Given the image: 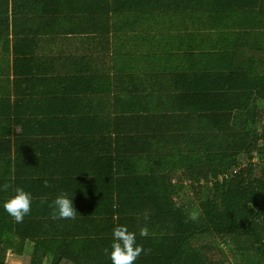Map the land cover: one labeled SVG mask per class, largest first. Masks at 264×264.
I'll return each instance as SVG.
<instances>
[{
    "label": "crops",
    "instance_id": "crops-1",
    "mask_svg": "<svg viewBox=\"0 0 264 264\" xmlns=\"http://www.w3.org/2000/svg\"><path fill=\"white\" fill-rule=\"evenodd\" d=\"M210 8L201 0H0V209L16 187L33 197L23 222L9 216L13 227L0 231L25 237L7 262L27 264L20 252L43 249V264L71 252L98 264L105 246L86 237L107 239L117 213L156 212L169 185L173 202H196L184 173L214 168L204 157L238 124L231 108L242 106L241 73L249 84L264 75L257 35L242 36L239 20L219 18L225 12L206 18ZM99 122L112 126L102 135ZM62 191L73 194L75 220L50 216Z\"/></svg>",
    "mask_w": 264,
    "mask_h": 264
},
{
    "label": "trees",
    "instance_id": "trees-1",
    "mask_svg": "<svg viewBox=\"0 0 264 264\" xmlns=\"http://www.w3.org/2000/svg\"><path fill=\"white\" fill-rule=\"evenodd\" d=\"M26 1L19 0V3ZM28 3L31 4L32 0ZM206 3L211 4L206 18L213 20L225 12L219 18L225 22L239 20L242 36L251 34L254 38L257 35V50H264V36L258 35L264 34V0H201V4ZM235 71H230L234 73L228 76V80ZM243 77L246 83L244 71L239 79ZM245 83L242 106L231 108V112L237 113L238 124H228L225 144L220 152L211 143L210 156L204 157L214 168L208 169L205 165L199 171L184 173L193 180L191 188L196 202L180 205L173 202L170 197L176 195L175 187L165 186L162 194L167 195L168 200L156 212L152 206L147 208L150 214L148 237L138 235L139 227L144 223L139 216L130 215L128 218L117 213L116 219H111L112 229L124 225V220L129 219L127 227L137 232V243L151 249L150 253H142L136 264H264V75L258 76L252 84L246 83V89ZM251 95L254 96L253 102L248 100ZM91 112L93 114L88 113L87 118L92 122L99 114L97 109ZM110 126L98 124L102 135ZM68 128L74 131V125H68ZM102 149L105 154L107 146ZM103 178L105 173H99V179ZM153 194V189H147V197H153ZM197 209L201 212L199 218L195 221L188 219L189 213ZM0 211L2 231L12 226V222L6 211ZM86 238H89L86 239L88 244L105 246V249L113 242L112 235L107 239L95 235ZM24 239L21 235L0 233V264H10L7 254H16L13 250H17ZM42 243L40 241L35 247L41 249ZM19 254L27 264H43L47 256L43 249ZM100 255L102 259L98 264H111L109 255L106 256L105 252ZM54 256L48 258L49 264H60L66 257L72 264H82L79 256L80 263L76 262L73 252L55 253Z\"/></svg>",
    "mask_w": 264,
    "mask_h": 264
},
{
    "label": "clouds",
    "instance_id": "clouds-1",
    "mask_svg": "<svg viewBox=\"0 0 264 264\" xmlns=\"http://www.w3.org/2000/svg\"><path fill=\"white\" fill-rule=\"evenodd\" d=\"M10 186L4 184L3 190L7 191ZM44 187L48 188L51 185L45 181ZM72 195L68 192H60L48 204L50 209V216L54 220H75L77 218V210L74 207ZM32 194L22 187L14 189L12 195L3 204L4 210L14 219L17 223H22L25 216L31 213L32 209ZM44 203V201H42ZM201 214L200 210L191 211L188 219L197 220ZM149 211L144 210L141 213L143 225L139 227L138 235L140 237H148L149 229L147 222L149 220ZM113 242L111 244V251L106 248L105 252L109 255L111 264H136L137 259L142 253H150L151 249H145L143 245L137 243V232L130 231L126 225H118L112 232Z\"/></svg>",
    "mask_w": 264,
    "mask_h": 264
}]
</instances>
